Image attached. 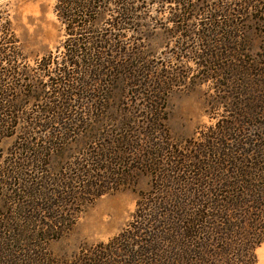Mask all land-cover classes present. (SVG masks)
<instances>
[{
  "label": "rangeland",
  "instance_id": "1",
  "mask_svg": "<svg viewBox=\"0 0 264 264\" xmlns=\"http://www.w3.org/2000/svg\"><path fill=\"white\" fill-rule=\"evenodd\" d=\"M56 2L0 0V47L5 46L9 62L15 60L10 48L19 47L22 56L18 59L27 63L32 94L37 95L25 98L23 92L18 94V128L13 135L0 138V225L7 227L6 220L9 224L17 206L11 201L17 185L10 179L16 174L8 164L32 155V150L21 151L22 145L30 142L35 147L41 141L35 133L25 132V120L59 119L55 112L35 110L64 101L57 90L61 85L52 83L62 75L58 68L68 65L66 43L105 39L99 57L113 62L114 67L105 64L96 72L99 68L94 64L99 58L86 61L88 70L92 69L81 77L87 87L74 80L68 101L71 108L67 113L70 119H78V127L69 132L61 148L48 151L42 168L57 181L78 163L108 153V167L114 170L111 179L120 183L117 189L91 198L61 235L41 241L40 246L21 243L22 249L34 248L36 255L41 252L48 260L61 261L84 248L107 243L135 219L140 193L152 188L158 172L148 164L156 144L167 139L178 153L176 159L206 163L212 157L200 155L203 145L214 143L212 150L233 152L237 138L241 139V157L248 163L264 155V0H248V5L245 0H133L130 12L125 9L130 5L113 0L99 8L98 16L83 31L58 18ZM178 14L179 20L175 19ZM4 25L16 42L2 34ZM40 63H48L44 71ZM71 67L68 70L74 77L81 75ZM149 118L160 121L162 127L156 125L164 131L151 132ZM63 120L67 122V117ZM225 138L228 143L222 142ZM224 146L227 148L222 150ZM112 150L116 156H111ZM166 155L159 160L162 169L169 165ZM25 171L32 176L36 167ZM42 214H38L40 221H47ZM18 215L16 210L14 216ZM3 231L1 228L0 234ZM5 236L11 237L8 232ZM12 244L8 240L0 248V264L9 261L7 253L10 258L23 254ZM254 252L256 264H264V241Z\"/></svg>",
  "mask_w": 264,
  "mask_h": 264
},
{
  "label": "trees",
  "instance_id": "2",
  "mask_svg": "<svg viewBox=\"0 0 264 264\" xmlns=\"http://www.w3.org/2000/svg\"><path fill=\"white\" fill-rule=\"evenodd\" d=\"M116 1L121 6L130 5L125 7L126 11L130 12L133 8V0ZM110 2L113 0H57L54 9L59 19L68 21V27L83 31L88 29L85 25L98 16L99 8ZM244 3L248 5L249 2L245 0ZM175 16L179 20L180 15ZM2 29L5 37L7 34L12 37L10 42H16L13 32L6 25ZM104 44L105 39L102 38L66 43L64 54L68 65L63 69L58 68L62 70V75L54 78L52 83L61 85L57 90L64 101L53 106H42L40 111L35 110L43 114L55 112L59 119L56 122L44 117L37 122L25 120L28 124L25 132L30 135L35 133L41 141L35 147L30 142L22 145L20 150H32V155L8 164L13 169L11 173L16 174L10 175L17 185L11 192V201L17 202L14 212L17 210L19 215L15 217L13 212L9 224L6 220L7 227L0 225V229H4L0 234V248L3 249L4 243L9 240V244L13 242L12 246L18 247L23 254L10 258V253H7V264H256L254 249L264 241V165L260 164L264 155L248 163L241 157V139L237 138L233 152L212 150V146L216 147L214 143L212 146L203 145L199 150L200 155L212 157L206 158V163L199 159H176L178 153L171 149L167 139L156 144L149 158L151 164L148 163L152 166L151 170L158 171L152 188L140 193L141 198L133 214L135 219L107 243L84 248L72 258L61 261L48 260L41 252L36 255L34 248L20 247L22 242H34L32 245L40 246L41 241L61 235L72 225L74 214L91 198L115 190L120 185L111 179L114 170L108 167V153H98L78 163L69 168L72 172L68 176H61L57 181L42 168L43 158L49 154L48 151L61 148L69 132L78 127V119H70L67 113L71 108L68 101L74 80L87 87V81L81 77L83 72L87 74L92 69L88 70L86 61L99 58L94 64L95 68H99L96 72H101L105 64L114 67L113 62L99 57V49ZM4 47H0V138L13 135L18 128L15 114L21 106L18 105V94L23 92L25 98H37L32 94L28 65L18 59L19 55L22 56L21 50L17 45L10 48L15 60L9 62ZM205 49L208 53L206 46ZM39 65L44 71L48 63ZM69 66H73L71 68L81 75L74 77L68 70ZM39 83L42 81L39 80ZM66 117L67 122L63 120ZM148 120L151 132L164 131L156 125L162 127L160 121ZM55 123L60 124L59 128L54 127ZM40 132H48V135L41 136ZM228 140L234 141V137ZM222 142L228 143L226 138ZM226 148L224 146L222 150ZM110 153L116 156L115 150ZM162 155L169 159L165 161L169 165L164 169L161 168L162 160L159 161ZM30 166L36 167L32 176L25 171ZM107 168L111 172H106ZM178 175H181L180 180ZM174 185L178 186L175 190ZM42 212L47 221L38 218ZM14 218L15 221L12 220ZM6 232L11 235L9 239L5 236ZM34 256L41 260L40 263Z\"/></svg>",
  "mask_w": 264,
  "mask_h": 264
}]
</instances>
